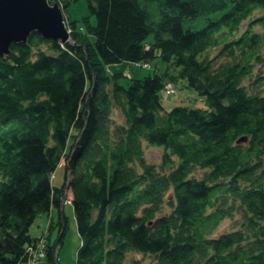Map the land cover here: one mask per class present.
Segmentation results:
<instances>
[{"label": "trees", "instance_id": "1", "mask_svg": "<svg viewBox=\"0 0 264 264\" xmlns=\"http://www.w3.org/2000/svg\"><path fill=\"white\" fill-rule=\"evenodd\" d=\"M52 1L73 43L33 33L0 59V264H32L41 244L37 264H60L68 189L82 240L76 264H126L131 252L158 264H264V95L244 85L264 36L252 32V51L233 39L264 0H159L154 16V0H85L81 20L65 13L73 0ZM201 19V29L185 26ZM257 22L264 15L250 28ZM217 48L232 61L215 67L209 53ZM156 58L177 74L125 82L109 72ZM166 76L184 80L211 108L165 111ZM145 143L164 150L160 166L148 163ZM47 213L45 231L33 237ZM236 213L241 224L216 236Z\"/></svg>", "mask_w": 264, "mask_h": 264}, {"label": "rangeland", "instance_id": "2", "mask_svg": "<svg viewBox=\"0 0 264 264\" xmlns=\"http://www.w3.org/2000/svg\"><path fill=\"white\" fill-rule=\"evenodd\" d=\"M66 1V0H63ZM62 1V2H63ZM54 2V1H52ZM50 2V3H52ZM160 1L154 0L152 6H149V9L152 11L153 16L160 13ZM65 13L68 16H71L73 20H81L83 17H86L89 14L88 10V4L85 0H73L69 4L68 8L66 9ZM264 15L263 10H258L255 12V14L247 21H245L240 30L235 34L233 39H243L238 45H243L244 43L247 46H243L244 48L248 49L249 51H252L255 47L253 44V33H258L259 35L264 36V24L261 23H252L250 28V23L257 18ZM191 23L194 24V29H201L205 26L204 20L201 19V21H192L185 23L186 27L191 26ZM251 30V33H248V30ZM153 36H149L148 41H152ZM264 41V37L261 38V43ZM70 43H73L70 40ZM242 47V48H243ZM235 50L239 53V55H242V50L238 48L236 45ZM222 48H217L212 50V52L209 53V58L212 59L213 65L215 67H220L221 65L231 62V58H227L221 55ZM255 56H253V63L251 65L252 69V77L250 79H247L244 82V85L252 92H259L264 95V45L261 46L259 50L255 51ZM245 55H247L245 53ZM252 56L250 57V59ZM134 66V65H133ZM127 66L125 64L115 66L114 69H109V72L111 74L113 72L116 73H123V76L125 79V82L130 81V79H140L147 75L153 74L155 72L157 73H169V76H175L177 74V69L175 67H172L171 65H168L167 63L163 62L160 58H156L152 61H149V65H139V66ZM170 77H165V81L167 82V87L163 89L160 93L162 104L165 108V111H169L175 107L178 106H186V107H192V108H200L204 110H209L211 107L209 106L207 100L205 97L201 96L197 91L190 89L187 87V84L184 80H172ZM168 89H174L175 92L173 94H170V90L168 92ZM114 118L117 121H123V118L120 115V112L115 108L114 109ZM144 147L146 149V159L148 163L154 164L157 166H160L162 164V158L164 154V150L162 148L158 147H152L144 144ZM248 147V145H247ZM65 162V161H64ZM264 162V158H263ZM65 167L62 165L59 167V169L55 172V179L53 181L54 185L57 187H60L63 185L65 180ZM166 171H169L168 169ZM195 176L198 178H201L203 174H205V171L196 170L194 172ZM69 178H71L69 176ZM170 196L171 191L164 197V213H168L171 211V208L169 207L168 203L170 202ZM66 200L64 205L69 204L67 206L66 216L68 217V229L64 238L63 243L60 244L59 248L56 251V257L58 258V261L60 264H76L77 260V253L80 250L82 246V240L80 238V235L78 233L77 225H76V219L74 216V212L72 209V203L73 200V194L71 190H67ZM62 213V211H61ZM241 213H236L234 216H231L229 218H226L223 223L220 225V228L216 232V236L229 232L236 228L239 224H241L242 217L240 215ZM57 217V212H55V218ZM60 217V216H59ZM48 221V213L44 214L40 218H38L35 222V224L31 227L30 232L33 237H40L42 235V231H45L46 229V222ZM56 248V247H55ZM42 264H50L48 262L45 263V261ZM126 264H158L157 260L153 256L144 255L138 252H131L128 257Z\"/></svg>", "mask_w": 264, "mask_h": 264}, {"label": "water", "instance_id": "3", "mask_svg": "<svg viewBox=\"0 0 264 264\" xmlns=\"http://www.w3.org/2000/svg\"><path fill=\"white\" fill-rule=\"evenodd\" d=\"M33 33L62 44L70 42L60 4L50 0H0V59H8L12 45L27 44Z\"/></svg>", "mask_w": 264, "mask_h": 264}, {"label": "built area", "instance_id": "4", "mask_svg": "<svg viewBox=\"0 0 264 264\" xmlns=\"http://www.w3.org/2000/svg\"><path fill=\"white\" fill-rule=\"evenodd\" d=\"M170 93H174V92L170 90ZM44 246H45V244H43V245L41 244L42 249L36 253L35 258H33L32 264H37L38 261L42 259V257L43 258L45 257V253L43 250Z\"/></svg>", "mask_w": 264, "mask_h": 264}, {"label": "bare ground", "instance_id": "5", "mask_svg": "<svg viewBox=\"0 0 264 264\" xmlns=\"http://www.w3.org/2000/svg\"><path fill=\"white\" fill-rule=\"evenodd\" d=\"M58 2V1H57ZM59 3V2H58ZM60 4V3H59ZM60 6H61V4H60ZM62 7V6H61ZM63 9V8H62ZM63 12H64V10H63ZM65 15V14H64ZM65 20H66V18H65ZM67 23V22H66ZM68 25V24H67ZM69 29V28H68ZM70 31V30H69ZM171 91H173V92H175V90L174 89H170ZM241 139H246L245 140V142H244V140H241ZM249 141V137L248 136H244V137H242V138H240L238 141H237V143L238 144H241V143H247ZM264 163V162H263Z\"/></svg>", "mask_w": 264, "mask_h": 264}, {"label": "crops", "instance_id": "6", "mask_svg": "<svg viewBox=\"0 0 264 264\" xmlns=\"http://www.w3.org/2000/svg\"><path fill=\"white\" fill-rule=\"evenodd\" d=\"M65 211H67V207L64 206V210H63V212H65ZM61 214H62V213L59 211V214H58V215L61 216ZM53 215L55 216V213H53Z\"/></svg>", "mask_w": 264, "mask_h": 264}]
</instances>
